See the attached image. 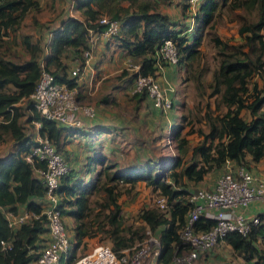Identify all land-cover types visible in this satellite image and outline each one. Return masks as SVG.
I'll return each instance as SVG.
<instances>
[{"label": "trees", "instance_id": "trees-1", "mask_svg": "<svg viewBox=\"0 0 264 264\" xmlns=\"http://www.w3.org/2000/svg\"><path fill=\"white\" fill-rule=\"evenodd\" d=\"M180 4L186 17L190 0H181ZM39 7V0H0V141L9 142L6 153L0 155V264H27L36 259L44 244H38L40 234L47 230L46 215L38 199L45 195L46 186L34 173V168L45 166L46 162L35 155L31 160L27 158L31 147L37 143L33 137L35 122L39 123L38 134L65 152L63 132L66 125L40 114L31 93L43 68L56 81L77 85L76 77L66 68L65 52L71 49L73 57L82 65V50L88 42L89 28L102 30L104 23L99 21L102 15L120 19L116 39L134 63L139 64L138 70L128 75L129 82L137 73L157 75L159 62L170 63L156 55L161 42L170 38L178 55L173 64L190 72L200 92L209 89L208 94L214 96V107L207 102L203 115L207 129H197L202 135L198 143L190 144L180 124L172 127L169 138L171 136L178 155L162 164L161 169L158 166L151 169L149 159L111 169L104 164L102 154L89 155V163L101 165L92 180L84 182L80 177H73L71 167L62 177L56 193L60 197L62 215L68 214L73 219L75 245L68 255L53 264H71L76 258V247L85 236L103 234L120 254L122 249L142 240L147 229L157 230L159 259L168 262L174 254L190 246L179 232L191 206L188 181L201 180L209 170L220 167L227 159L248 167L247 154L253 161L264 155V0H199L192 13L195 27L191 35L186 32L188 27L183 19L174 20L160 10V0H76L78 16L68 14L45 26L50 31L46 44L41 37L17 33L29 11L35 12ZM222 8L238 22L241 41L229 42L216 31V18ZM31 23L33 26L43 24L37 21L35 13H32ZM205 33L210 35L218 58L207 86L201 77L204 67L192 68V62L202 52L200 44ZM17 43L21 50L11 48ZM10 49L12 53L5 55V50ZM255 75L260 81L255 80L250 85ZM134 95L139 101V96L146 93ZM109 97L105 95L104 99ZM244 108L249 118L241 115ZM141 169L145 171H139ZM139 180L164 195L168 207L166 213L155 205L140 208L138 219L142 223L135 226L123 221L117 182L134 186ZM99 193L100 197L96 196L92 203L91 196ZM19 204H24L31 215L13 227L5 212L17 213ZM213 223L214 219L201 215L195 226L208 228ZM221 239L243 257L257 255L255 262L264 264L256 245L257 240L264 241V222L252 225L245 234L238 230L227 231L219 237Z\"/></svg>", "mask_w": 264, "mask_h": 264}, {"label": "built area", "instance_id": "built-area-1", "mask_svg": "<svg viewBox=\"0 0 264 264\" xmlns=\"http://www.w3.org/2000/svg\"><path fill=\"white\" fill-rule=\"evenodd\" d=\"M99 21L104 23V28L98 31L104 35L110 37L120 32V19L102 15ZM94 31L97 30L89 28L88 43L82 50L84 62L82 65L77 62L70 69V74L76 77V81L92 56ZM156 55L166 62H177L178 55L173 40L165 38L159 45ZM130 67L135 71L139 68L136 64H131ZM129 87L131 93L145 92L153 104L162 110H168L172 106L171 98L163 90L155 74L137 73ZM77 96V85L69 86L65 82L56 81L44 68L31 93V98L40 114L66 126L80 125L81 120L75 114L78 108L86 115L94 114L95 107L90 104L81 105ZM33 155L46 162L45 166H37L36 171L46 186L47 204L42 210L46 215L45 223L49 233L36 260L40 264H53L67 254L70 244L56 189L62 177L69 172L71 163L66 152L59 150L53 142L42 136H39L37 143L31 147L27 158L31 160ZM156 200L160 208L168 207L164 195H159ZM189 200L191 206L179 232L182 239L190 246L174 254L168 262L159 259V246L153 251L152 264H194L203 253L208 252L218 243L223 233L238 230L245 234L252 225L264 222V178L244 164L226 168L216 177L212 187L191 191ZM252 204L257 205V210L247 213L244 209ZM201 215L214 219V223L208 228H196L195 221ZM147 253L146 244H135L130 248L122 249L118 254L110 243L97 242L87 252L73 259L71 264H139Z\"/></svg>", "mask_w": 264, "mask_h": 264}, {"label": "rangeland", "instance_id": "rangeland-1", "mask_svg": "<svg viewBox=\"0 0 264 264\" xmlns=\"http://www.w3.org/2000/svg\"><path fill=\"white\" fill-rule=\"evenodd\" d=\"M39 1V9L35 12L32 9L24 18L22 24L19 26L17 30L19 36L24 32L30 33L33 36L32 31L34 30V26L31 23L32 13H35L37 21L43 23L42 25L44 26L53 23L54 20L56 22L58 19L57 16L60 12L77 13L76 10L70 9V2L73 0ZM198 1L199 0H190L192 7L186 9V17L183 16L184 14L182 13L180 7L181 0H160V8L164 11H169L172 14H176L180 19H183V22L188 27L186 32L191 35L195 27L192 19V13ZM216 19V31L223 39H226L229 42L241 41L242 38L238 33V22L232 18L231 14H228L225 9L222 8L221 14L218 15ZM39 36H41V34ZM2 37L4 39L8 38L7 35H2ZM11 48L21 50L19 43H17L15 46L11 45ZM200 49L202 52L200 53L199 58H196L192 62V68L196 70L199 67H204L201 77L206 85L210 79L211 69L218 62L215 46L208 33L203 35ZM20 50L18 51L20 52ZM8 53L11 54L12 50H5L4 54L9 55ZM164 64L166 65L168 63ZM164 64H161V66ZM176 67L177 68H174L171 71H161L163 74V80L161 83L164 88L163 90L171 98V101H173L172 107L171 109L169 108L170 110L168 111L167 116H165L160 110L156 116H153V122H150L148 120L149 118L147 117L150 112H147L146 114L141 112L138 113V115L132 117V122L127 121L129 123V130L125 133L118 131L117 137L113 139L114 143L111 142V139H108V147L106 148L108 155L104 156L102 154L104 158H107L104 164L107 163L110 165L111 169L118 167L125 168L135 164V161L137 160L146 162L148 159L150 160L151 169H154L157 166L161 169L162 164L164 165L165 163H168L174 156L178 155L176 149L174 148V142L171 136L169 138L172 127L177 124L183 126L182 131L186 133L190 144L201 141L202 135L199 134L197 129L199 127L203 128L204 130L207 129L203 115L207 108V102H209L210 105L214 107V96H210L208 94V88L203 92H200L197 89L190 72L184 71V68L178 64H176ZM255 80L260 81L257 75L251 78L250 85ZM164 84H166L167 87ZM169 84L171 85V88ZM87 97L91 98V96ZM87 97L81 98V100L78 99L79 103L81 105L90 104L94 106V104H91V102H84L86 101L85 98ZM134 112L135 111H132L131 114ZM241 115L244 118H249L248 110L244 108L241 111ZM150 116L151 115H149V117ZM8 147L9 142L0 141V155L4 154V152L6 153ZM71 167H73V165H71ZM97 167L99 168L100 166ZM71 170H73V168ZM139 171L145 170L141 169ZM214 171L215 170L213 169L209 170L205 174L206 178L216 175L217 173ZM188 185L191 191L198 189L200 186L205 188L207 187L203 181L201 183L199 182V184L189 181ZM117 187L120 191L118 201L121 204L123 221L125 224H131L135 226L140 225L142 222L138 219V213L140 208L144 206L155 205L163 212H167V208H160L157 203L156 198L161 194H159L158 191L153 190L151 185L145 184L144 181L139 180L134 186H131L129 183L118 181ZM96 196L100 197V193L98 195L96 194L91 196L92 203H94ZM64 223L66 225L70 240L69 249L67 250L68 255L71 249L74 248L75 238L74 234L71 233L67 227L66 221H64ZM146 233L147 235L144 236L142 240H137L136 243L146 244L148 246V253L144 256L143 260L139 264H152L153 251L159 247V243L157 242V230L152 231L147 229ZM149 240L152 242H148ZM97 242L109 243L110 241L108 238L104 237L103 234H99L95 237L85 236L82 238V243L80 246L76 247L75 257H79L87 252ZM256 243L258 253L261 256L260 258L264 260V241H260L259 239L256 241ZM256 259L257 255L254 258L243 257L241 254L235 252L229 243L221 239L211 250L203 253L194 264H258L255 262Z\"/></svg>", "mask_w": 264, "mask_h": 264}, {"label": "crops", "instance_id": "crops-1", "mask_svg": "<svg viewBox=\"0 0 264 264\" xmlns=\"http://www.w3.org/2000/svg\"><path fill=\"white\" fill-rule=\"evenodd\" d=\"M70 4V9L76 10L78 14L73 12H60L57 16L58 19L56 22L68 14L74 16L79 15V12L76 8V0L71 1ZM189 7H192L191 2ZM160 10L168 13L172 18H174V20L179 19L178 15L176 14H172L169 11H164L161 8ZM43 26L44 25L34 26V30L32 32L34 34L33 37H41L43 44H46L50 38V31L46 29L45 26ZM40 34L41 36H39ZM116 35L109 37L98 30L94 31L93 36L95 38L92 56L85 64L76 84L78 87V99L81 100V98L91 96V98H85L86 101L84 102H91V104H94L95 111L93 115H86L80 108H78L75 114L81 120L80 125H67V128L63 132V148L67 157L69 158V161L71 162V165H73V177H80L84 182H89L92 180L96 171H98L100 168L97 166L101 165L99 163H89V155H108L106 152L109 142L108 139H111V142L114 143L113 139L117 137L118 131L122 133L127 132L129 130V123L127 121L132 122V117L138 115V113L143 112L146 114L147 112H150L147 117L149 118L148 120L150 122H153V116H156L158 111L161 110V112L167 116L168 111L172 107L171 106L168 110H162L153 104L149 96L140 95V99L138 101V96L133 95L134 93L130 92V79L128 78V75L135 71L130 66L131 64H136L139 66V64L134 63L126 48L116 39ZM45 51L47 52L46 49ZM73 56L74 53L71 49L65 52L64 62L66 64L68 73L70 69L77 63V59ZM174 68L177 67L176 64L173 63H168L159 67L157 70V77L159 82L161 81L160 84L163 80V74L161 71H171ZM164 85L167 87L166 84ZM169 86L171 88L170 84ZM105 95H110L109 99H104ZM132 111L135 112L131 114ZM149 115L151 116L149 117ZM35 125L38 127L39 123L35 122ZM36 127L35 130L32 128V131L34 130L33 137L37 140L40 135L36 131ZM104 159L107 160V158ZM245 159L247 160L249 169H251L260 177L264 178V155L258 161L251 160L249 154L245 156ZM237 164L238 163H235L233 159H227L220 167L212 168L215 170L214 172L217 173L216 175L209 176L207 178L206 175H204L201 180H190V182H196L199 184V182L201 183L203 181L205 186H207L206 188L212 187L216 177L223 170L229 168L230 166L233 167ZM34 173L38 176L36 167L34 168ZM199 188L205 187L200 186ZM38 200L41 201L42 208L47 204V198L45 195ZM257 208L258 207L256 204H252L251 206L246 207L244 210L247 213H252L256 211ZM5 213L13 227L18 226L20 222L28 219V217L31 215L30 212H27L25 209L24 204L18 205L17 213H11L8 210ZM63 216L65 219H63V221H66L70 232L74 234L72 217L68 214H63ZM48 236V230L41 233L38 244L40 243V245H42L45 243V241L48 239ZM27 264L40 263H38L36 259H32Z\"/></svg>", "mask_w": 264, "mask_h": 264}]
</instances>
